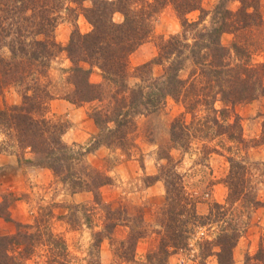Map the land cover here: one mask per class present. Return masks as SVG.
<instances>
[{"label":"trees","instance_id":"16d2710c","mask_svg":"<svg viewBox=\"0 0 264 264\" xmlns=\"http://www.w3.org/2000/svg\"><path fill=\"white\" fill-rule=\"evenodd\" d=\"M86 1L90 2L89 7L83 6ZM259 1L219 0L207 12L202 8V0H0V48L10 44L7 48L11 51L9 59L0 56V95L13 88L20 97L18 104L3 105L0 109V154L15 156L18 166L50 171L70 197L91 194L89 208L74 204L70 216L61 219L77 224L79 210L86 209L85 218L90 224L98 212L103 213L102 231L93 234L92 246L98 249L105 237L112 241L122 219L118 210L105 204L100 195L103 187L112 184V178L91 167L86 156L105 147L119 149L126 158H131L139 151L134 139L137 119L159 112L167 98L173 99L184 111L170 125L168 144L158 158L166 164L160 166L161 175L155 181L164 182L166 201L174 209L165 214L167 217L162 215L160 224L165 231L160 236L158 250L146 256L147 264H166L176 250L187 245L202 220L195 212L192 197L183 190L179 175L171 169L172 158L167 151L175 148L186 152L193 140L210 142L209 134L226 135L228 142L235 143V150L245 146L240 118L233 108L264 97V64H250L252 44L234 42L231 47H224L220 37L224 33H244L258 24ZM233 2L239 4L235 11L228 8ZM166 8H171L181 22V32L161 40L156 58L135 68L134 77L139 82L130 85L129 57L151 38L152 22ZM194 12L200 15L196 21H189L187 16ZM114 14H120L122 20L115 22ZM79 15H83L92 30L82 34L75 27L66 47H61L54 36L56 26L66 17ZM207 16L209 26L203 24ZM12 34L16 39L7 40ZM61 52L66 53L71 63L65 72L66 92L55 89L49 75L51 64ZM188 61L193 71L184 78L181 73ZM154 64H166L161 78L152 77ZM94 68L101 76L97 84L90 82ZM56 98L75 106L95 104L89 117L97 134L88 148L64 141L70 123L51 115L50 103ZM216 103L220 109L215 107ZM201 110L207 115L200 116ZM230 117L234 119L232 123ZM260 141L264 144V116ZM230 165L224 184L228 189L227 201L233 204L250 195L253 168L231 159ZM18 200L12 197L0 203V219L12 221L9 208ZM249 201L250 205L258 204L251 198ZM184 215L182 221L179 217ZM209 216L218 217V212ZM42 217L35 218L33 225L16 224L14 234L0 237V264H24L37 257L41 246L45 249L46 264H69L64 241L45 224L41 230ZM140 218L115 250L119 260H133L135 245L148 235V225L144 217ZM240 234L234 227L229 234L223 232L218 236L213 246L220 249L216 254L219 264H224V255L226 264H230ZM89 264L99 263L95 258Z\"/></svg>","mask_w":264,"mask_h":264},{"label":"rangeland","instance_id":"374dc122","mask_svg":"<svg viewBox=\"0 0 264 264\" xmlns=\"http://www.w3.org/2000/svg\"><path fill=\"white\" fill-rule=\"evenodd\" d=\"M218 2L219 0H202V8L211 12ZM228 5L232 11L239 6L237 2ZM83 6L89 7L90 2H84ZM259 14L258 24L251 26L249 31L237 34L224 33L220 37L224 47H231L234 42L252 44L249 47L251 53L249 62L255 66L264 64V0L259 1ZM199 15V12H194L187 18L189 21H196ZM113 19L120 22L122 16L114 14ZM209 20L210 17L207 16L203 24L209 26ZM75 27L82 34L92 30L83 15L71 19L66 17L56 26L54 32L55 40L61 47H66ZM180 32L181 22L171 8L164 9L154 18L151 38L129 57L130 85L139 82L138 78L134 77L137 76L134 73L135 68L156 58L161 40H167L168 37ZM13 39H16L13 34L7 37L9 41ZM188 42L192 43L191 38ZM8 46L3 45L0 48L2 58H10L11 51ZM165 66L166 64L152 65V77L161 78ZM70 67L71 63L66 53L61 52L51 64L49 72L55 89L62 92L68 90L64 85V78ZM192 71L193 65L188 61L181 75L187 78ZM90 82L94 84L101 82L98 69H93ZM19 102L20 97L13 88L4 90L0 95V109L3 105H14ZM94 105L75 106L59 98L50 103L51 115L63 117L70 123V128L64 135L67 144L89 147L92 138L97 134V128L89 117L90 109ZM215 107L221 108L219 103H216ZM183 111L180 104L167 98L165 106L159 112L137 119L138 126L134 139L139 151L131 158H126L119 149L110 150L105 147H99L86 156V161L91 167L106 172L112 178V184L103 187L100 195L105 204H110L113 210H118V217L122 219V223L113 232L112 241L105 237L98 249L92 246L93 234L102 231L103 213L98 212L90 224L85 218L86 209L79 210L77 224L61 219L63 216H70L74 204H84L89 208L91 194L83 193L70 197L62 186L55 182L50 171L18 166L15 156L0 154V203L8 198H19L9 208L12 221L0 219V237L14 234L16 224L33 225L35 218L41 215L43 216L41 230L42 224H45L57 238L64 241L69 264H89L95 258L99 264H147L146 256L158 250L160 236L165 231L160 222L163 216L167 217L165 214L171 208L174 209V205L166 201L164 182L155 181V177L161 175L159 168L166 164L165 160L158 158L162 156L166 149L164 146L168 144L170 125ZM233 111L240 118L242 138L245 140V146L240 150H235V143L228 142L226 135L215 137L209 134L207 139H211L210 142L193 140L186 152L175 148L167 151L172 158L171 169L179 175L183 190L192 197L195 212L202 220L201 226L196 228L187 245L176 250L166 264L201 262L219 264L216 254L220 249L213 244L214 242L217 244L218 236L223 232L229 234L230 229L234 227L240 230L241 234L232 249L230 264H264V144L260 141L264 97L236 105ZM205 115L207 113L201 110L200 116ZM209 117L212 118V114H209ZM189 118L190 116H187V120ZM233 121V117H230L229 123ZM255 142L257 145L253 146ZM205 145L207 147L204 150ZM211 148L212 150L215 148L216 152H205ZM230 159L253 168L250 173L253 188L250 195L240 198L233 204L227 201L228 189L224 184L231 166ZM248 198L257 201L258 204L250 205ZM215 206H220V209ZM217 212L218 217L209 216L210 213ZM48 214L52 217H47ZM140 217H144L148 225V235L135 245L133 260H119L115 250L120 247V242L127 239L130 228L142 219ZM179 218L184 221L186 217L184 215ZM185 228L183 225L182 229ZM45 255V249L41 246L38 248L37 257L34 256L23 263L46 264ZM222 261L226 264V255L222 257Z\"/></svg>","mask_w":264,"mask_h":264}]
</instances>
